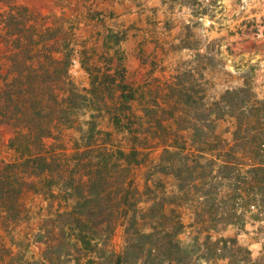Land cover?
Wrapping results in <instances>:
<instances>
[{"label": "trees", "instance_id": "trees-1", "mask_svg": "<svg viewBox=\"0 0 264 264\" xmlns=\"http://www.w3.org/2000/svg\"><path fill=\"white\" fill-rule=\"evenodd\" d=\"M0 42L6 47L0 124L11 130L7 146L15 153L0 161V224L22 217L29 191L53 198L58 205L41 225L44 264L60 262L52 251L58 245L84 253L86 264H230L247 258L235 237L211 231L244 225L248 214L264 221V98L250 81L208 101L187 68L158 86L156 98L144 83L124 82L121 62L110 73L82 59L89 86L79 88L68 73L69 31L11 3L0 9ZM81 109L88 110L86 128L68 151L58 131ZM224 121L231 123L224 130L228 137L218 130ZM157 148L158 162L150 165L148 151ZM148 164L175 177L177 209L165 187L156 191L148 181L142 188L135 182L134 167ZM148 193L152 197H144ZM183 200L193 206L191 226L205 232L188 245L178 238L185 227L178 209ZM118 224L124 247L116 253L110 239Z\"/></svg>", "mask_w": 264, "mask_h": 264}, {"label": "rangeland", "instance_id": "rangeland-1", "mask_svg": "<svg viewBox=\"0 0 264 264\" xmlns=\"http://www.w3.org/2000/svg\"><path fill=\"white\" fill-rule=\"evenodd\" d=\"M9 3L27 7L43 17L46 25H63L69 31L73 52L68 73L79 88L89 86V75L80 62L83 59L110 73L121 62L124 82L131 86L144 83L151 97L159 98L158 86L164 87L162 84L173 80L177 73L191 68L208 101L218 98L227 88L240 86L244 79L264 98V0H0V9H6ZM5 49L0 42L2 63ZM87 111H78L77 120L58 131L68 151L80 129L86 128L83 121L88 118ZM100 126L106 129L105 119ZM218 127L223 136H229L224 130L230 129L231 123L220 122ZM10 136L9 127L0 124V161L15 158L7 146ZM114 137L120 143L126 142L120 134ZM160 153L161 148L148 151L150 165L158 162ZM149 164L134 167L135 182L142 188L148 181L156 191L165 187L167 196H175L177 209L175 177ZM22 204L19 220L0 224V264H44L43 242L47 235L41 232V225L58 204L53 198L30 191L23 196ZM178 209L185 224L178 234L181 243L202 241L205 232L191 226V201L183 200ZM211 233L214 237H235L243 247L241 255L247 258L230 264H264V221L248 214L244 225H219ZM123 247V226L118 224L110 249L119 253ZM53 250L60 256V262L56 260L54 264H73L76 257L80 259L78 264H86L87 256L71 245H58ZM214 262L226 264L227 260L202 264Z\"/></svg>", "mask_w": 264, "mask_h": 264}]
</instances>
